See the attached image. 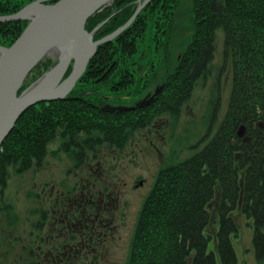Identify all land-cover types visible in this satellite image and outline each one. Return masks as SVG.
I'll list each match as a JSON object with an SVG mask.
<instances>
[{
	"label": "trees",
	"instance_id": "trees-1",
	"mask_svg": "<svg viewBox=\"0 0 264 264\" xmlns=\"http://www.w3.org/2000/svg\"><path fill=\"white\" fill-rule=\"evenodd\" d=\"M33 1L0 0V16L14 14ZM136 1L113 0L109 7L88 18L85 30L90 32L109 17L93 38L112 33L130 18ZM190 1L194 31L180 56L182 90L211 69L217 31L224 35L223 57L231 67L232 90L215 136L201 152L183 163H175L169 172H162L154 191L145 198L130 244L129 264H236L230 241L232 234L237 236L235 221L230 216H219L214 249L209 245L210 234L204 232L208 224L204 205L216 180L232 200L241 192V206L247 209V217L252 216L255 221V244L263 245L257 232L264 227V0ZM178 2L151 0L144 5L127 29L96 48L70 94L96 90V83L112 73L109 68L113 61H118L115 73L122 76L129 62L146 59L153 41L164 36L163 29L172 23ZM27 23H0V45L10 46ZM41 66L30 71L32 79L45 70L46 66ZM143 72L144 69L137 71L136 81ZM25 88L26 82L18 93ZM63 102L53 100L30 106L3 140L0 206L8 195L7 185L21 180L25 166L29 165V171L36 167L37 154L46 152L45 148L56 141V130L66 126L68 112ZM232 164L239 176L237 181Z\"/></svg>",
	"mask_w": 264,
	"mask_h": 264
},
{
	"label": "flooded vegetation",
	"instance_id": "flooded-vegetation-1",
	"mask_svg": "<svg viewBox=\"0 0 264 264\" xmlns=\"http://www.w3.org/2000/svg\"><path fill=\"white\" fill-rule=\"evenodd\" d=\"M153 42L146 61L129 62L122 76L115 73L119 67L118 61H113L109 68L112 73L96 83V90L69 93L61 99L68 112L66 126L56 130V141L45 148L46 152L37 154L36 167L29 171V165L25 166L21 180H12L7 185L8 195L0 206V264L129 262V243L143 206V203L136 205L138 198L145 199L154 191L162 172H169L175 163H183L201 152L215 136L226 113L219 118L222 101L217 76L216 91L207 99L210 114L204 135L194 146L187 147L184 138L175 133L178 125L182 126L181 111L185 104L187 112L194 114L198 99L192 88L197 82L202 86L211 69L182 90L178 62L166 79L150 88L151 79L161 71L154 58L163 46L158 37ZM141 69L144 72L136 81L134 76ZM160 128L167 149L152 184L140 176L138 180L135 175L127 183L124 178L129 175L123 169L115 170L130 155L125 148L127 143L132 139H148L152 130L158 132ZM143 131L146 136L141 135ZM209 135L212 137L208 140ZM232 165L237 181L239 176ZM212 187L207 202L214 201L217 228L220 215L229 216L240 208L246 225H251L254 233L255 221L252 216L247 217V209L241 206V192L232 200L223 193L217 180ZM142 191L146 193L140 196ZM257 234L263 245H253V251L257 264H262L264 227Z\"/></svg>",
	"mask_w": 264,
	"mask_h": 264
},
{
	"label": "water",
	"instance_id": "water-1",
	"mask_svg": "<svg viewBox=\"0 0 264 264\" xmlns=\"http://www.w3.org/2000/svg\"><path fill=\"white\" fill-rule=\"evenodd\" d=\"M51 1L54 0H35L14 14L0 16V23L28 21L11 46H0V146L19 116L30 106L66 97L82 77L96 48L127 29L151 0H140L126 22L96 40L93 37L106 20L90 32L85 30V24L91 15L112 0H57L49 3ZM58 42L57 53L60 55L56 61L36 82L18 93L27 73ZM62 45H67L69 50L63 53ZM70 65L71 71L64 77Z\"/></svg>",
	"mask_w": 264,
	"mask_h": 264
},
{
	"label": "rangeland",
	"instance_id": "rangeland-1",
	"mask_svg": "<svg viewBox=\"0 0 264 264\" xmlns=\"http://www.w3.org/2000/svg\"><path fill=\"white\" fill-rule=\"evenodd\" d=\"M139 1L140 0L136 1V5L138 4ZM112 2L113 0L111 1V3ZM49 3H54V1H51ZM111 3L106 4V6L104 7H109ZM173 15L174 16L172 23L170 24V26L166 25V28L163 29L165 34L164 36L160 37L163 46L160 52L157 53V56H155L156 58L154 59L156 60L157 63L160 64L159 69L161 71L158 72L155 78L151 79L150 88L157 86L161 82L160 80L166 79L169 73L173 71L175 65L178 64V62L180 64L181 61L180 56L183 50L187 48L186 46L188 45L190 39L192 38V34L194 31V25H193L194 23H193L191 1L179 0L178 6H176ZM20 34L17 37H19ZM216 35H217L216 40L214 42L215 50L213 52V56H212L213 58L210 67L211 75L209 74V77L205 79V83L202 84V86H200L199 84L200 82H197L195 86L192 88L193 93H195L194 96H196V98L198 99V103L195 105V108L193 110L194 114L192 113L190 115V113L187 112L186 105L184 104L181 111L183 116L181 115L182 118L180 121L182 122V126L179 124L180 123L179 122L178 128L175 131V133L179 134L181 138L182 137L184 138L185 145H187V147L193 145L201 135H204V131L207 125V118L210 114V111H208L207 109V104H208L207 99H210V97H212L211 92L213 93V91H216L214 82L217 76L218 78H220L219 89L221 94L220 100L222 101V106L219 108V118H221L224 115L228 107V102H229L228 99L231 94V90H232L231 87L233 82L232 71L230 64L227 63L229 61H226L225 57H223L224 35H222V31H217ZM4 46L9 47L6 44H4ZM59 55L60 53L54 58H51L49 56L45 57L41 60L42 62L40 61L36 64V66L39 64L38 65L39 68L43 67L41 65L46 66L45 70L40 75H38V78L41 77V75L49 69V67L56 61ZM143 61L146 60L143 59ZM36 66L32 68V70L37 69L38 67ZM68 70L71 71V65ZM27 77L24 80V82H26L25 89H27L28 86H30L31 84H33L38 80V78L35 80L32 79V75H30V72L27 73ZM169 125L171 127L172 125L171 120L169 122ZM141 135L146 136L145 131H143ZM211 137L212 135L211 136L209 135L208 140ZM165 140L166 137L164 136L162 128H160L158 132L152 130V136H150V138L148 139H144V138L132 139L127 143L125 147L126 151L130 153L129 157L124 158L125 161L123 163H119L118 168L115 170L123 169L124 173L129 175L126 176V178H124V180L127 183H130L131 179L133 178V175H135L137 176V179L138 176H140V178L147 179V181L151 185L153 182V177H155L156 175L155 173L158 169L157 168L158 163L162 161V159H164L166 156L167 146ZM239 175H240V180H239V186H240L242 182V175L241 173ZM215 190L216 191H214V193L217 194L218 189L216 188ZM145 193L146 191H142L140 193V196L144 195ZM144 200L145 199L143 197L142 198L139 197L137 200L138 204L136 205L137 206L141 205L142 203L145 202ZM210 201L204 205V209H206L207 220H208V224L205 227L204 232L206 234H210L211 241L209 245L214 249L215 248L214 246L216 244L215 237L218 232L217 231L218 228L215 220L216 219L215 215L217 211L215 209L214 201L213 202ZM229 216L236 223L237 236L231 237L230 240L232 244L233 252L235 253L236 264H257V261H255L256 260L255 251H253V245H255L256 243L253 240L254 233L250 227L251 225L250 226L246 225V218H244L243 211L240 208H237V210H234L233 213L230 214ZM132 239L130 240L129 245L131 244ZM126 243L125 246L126 249H128L127 246L128 242ZM127 263L129 264V262ZM217 264L220 263L217 261Z\"/></svg>",
	"mask_w": 264,
	"mask_h": 264
},
{
	"label": "bare ground",
	"instance_id": "bare-ground-1",
	"mask_svg": "<svg viewBox=\"0 0 264 264\" xmlns=\"http://www.w3.org/2000/svg\"><path fill=\"white\" fill-rule=\"evenodd\" d=\"M63 46V48H64V51H63V53L65 52V51H67V50H69V47L67 48V45H62ZM60 48V42H58V43H56L54 46H52L51 48H50V50H48V55H45L43 58H45V57H51V58H54V57H56L57 56V50ZM73 56L75 57V54H74V52H73ZM41 61V60H40ZM39 61V62H40Z\"/></svg>",
	"mask_w": 264,
	"mask_h": 264
}]
</instances>
